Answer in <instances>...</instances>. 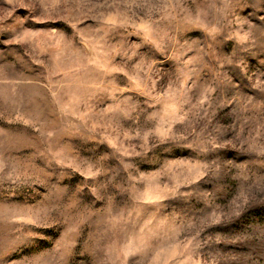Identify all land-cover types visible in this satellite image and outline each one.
Wrapping results in <instances>:
<instances>
[{
  "label": "rangeland",
  "instance_id": "obj_1",
  "mask_svg": "<svg viewBox=\"0 0 264 264\" xmlns=\"http://www.w3.org/2000/svg\"><path fill=\"white\" fill-rule=\"evenodd\" d=\"M0 264H264V0H0Z\"/></svg>",
  "mask_w": 264,
  "mask_h": 264
},
{
  "label": "snow or ice",
  "instance_id": "obj_2",
  "mask_svg": "<svg viewBox=\"0 0 264 264\" xmlns=\"http://www.w3.org/2000/svg\"><path fill=\"white\" fill-rule=\"evenodd\" d=\"M7 38V36L5 35V36H3V37H0V40H2V39H6ZM3 47V44H0V48H2Z\"/></svg>",
  "mask_w": 264,
  "mask_h": 264
}]
</instances>
